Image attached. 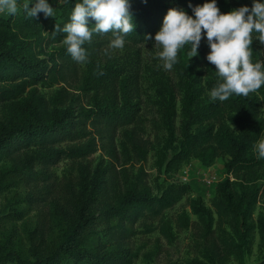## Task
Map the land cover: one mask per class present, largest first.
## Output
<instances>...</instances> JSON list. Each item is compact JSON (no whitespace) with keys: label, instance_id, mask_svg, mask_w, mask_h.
Here are the masks:
<instances>
[{"label":"trees","instance_id":"obj_1","mask_svg":"<svg viewBox=\"0 0 264 264\" xmlns=\"http://www.w3.org/2000/svg\"><path fill=\"white\" fill-rule=\"evenodd\" d=\"M169 1L171 4L166 0H131L130 12L135 27L133 32L127 34L126 40L134 44L151 41L145 40V34H152L154 37L170 7H183L191 13L189 0ZM25 2L30 0H23V5ZM74 3L75 0H62L55 8L54 17H45L43 12L31 17L26 15L24 8L20 14L0 17V102L18 98L28 87L35 86L38 82L52 86L66 79V69L63 66L59 63L49 65L46 61H36L34 49L47 39L62 41L64 34H54L53 31L56 24L63 25L68 21ZM191 3L202 4L203 0H191ZM31 6L30 4L29 7ZM228 10L231 9L221 11ZM89 19L91 23H95ZM102 34L104 33H93L91 40H98ZM93 45L94 42L84 45L88 49L89 61L85 64L81 86L82 90L93 92V106L78 115H75L73 107L61 110L54 106L51 109L50 121L16 126L2 125L0 170L3 168L2 162H12L2 173L13 172L31 179L38 176L34 173L36 164L46 166L62 157L73 160L86 158L97 147L95 137H89L91 131L84 126L88 119L93 122L103 121L113 129H125L121 151L127 163L133 155L139 162L146 159L149 147L140 139V130H128V126L134 124L137 119L136 110L133 109L135 105L131 102L137 78L133 74L129 75L128 69L125 71L123 67L120 68L112 62L103 63ZM252 47L253 58H259L261 48L255 41ZM204 58L198 55L189 61L185 54L175 64L184 91L185 120L180 140L176 136L174 87L167 78L157 81L156 93L168 133L159 169H163L166 174L177 172L192 159L210 167L218 158L227 157L224 167L228 175H233L242 183H256L264 175V159H258L252 150L253 143L260 133L264 132V117L260 111V107L264 105V85L250 92L247 97L234 94L225 101H212L209 99L208 90L216 82L215 66L203 70ZM58 59L63 60L64 64L75 62L67 53L64 44L58 50ZM60 94H56L52 99L54 104L60 99ZM64 136L72 137V140L88 138V141L68 149L56 147V142ZM33 149L37 155L28 154ZM111 155L113 159H118L115 152ZM116 171L109 172L106 177H103V173H98L92 179L86 177L80 190H76L73 184L67 185L65 205L68 206L69 221L72 222L71 232L55 252L45 259L32 262L33 264H130L129 252L124 249L122 242L129 233V229L124 226L125 222L145 215L159 217L179 202L189 190L188 185H160L157 194H153L141 180L128 182L127 169L122 171V181ZM39 174L49 179L44 171ZM226 184L232 185L229 179ZM257 193L246 202L235 194H225V197H222L220 190V195L212 203L213 208L205 206L199 200L189 199V207L198 219L196 225L207 249L204 255L207 261L195 259L182 264H221L224 251L235 256L240 264H245V257L251 251L256 230L264 247V215L260 216L257 222L253 219ZM114 219L118 220V225L110 229L116 240V251H92L83 247L82 240L86 232L99 222L109 223ZM216 224L220 230L217 239L214 238ZM191 225L193 223L189 214L179 215V229ZM159 227L160 232L170 242L175 240V233L168 221L163 220ZM257 264H264V252Z\"/></svg>","mask_w":264,"mask_h":264},{"label":"rangeland","instance_id":"obj_2","mask_svg":"<svg viewBox=\"0 0 264 264\" xmlns=\"http://www.w3.org/2000/svg\"><path fill=\"white\" fill-rule=\"evenodd\" d=\"M61 1L49 0V3L56 8ZM166 2L171 4L169 0ZM242 4L250 5L251 1L218 0L221 10L232 9ZM22 9L23 0H18L16 14H20ZM10 16L11 14L6 12L0 13V17ZM111 38L110 34L104 33L98 40L88 42V45L94 42V49L103 63L112 62L120 68L123 67L125 71L128 69V74H133L137 78L131 99L135 105L133 109L136 110L137 119L134 124L128 126V130L134 128L140 130V139L144 140L149 147L146 159L139 162L133 155L127 163L121 151L125 129L120 127L113 129L103 121L93 122L92 119H88L84 126L91 131L89 137H95L97 147L86 158L73 160L62 157L46 166L36 164L34 173L38 176L31 179L18 176L13 172L2 173V170L12 163L9 160L2 162L3 168L0 170V264H33L32 262L45 259L55 252L66 240L72 228L67 212L68 206L65 205L67 185L73 184L76 190H80L81 183L86 177L92 179L98 173H103V177H106L114 170L119 172V179L122 181L124 168L127 169L128 182L135 183L141 180L153 194H157L160 185L189 186V190L182 199L173 207L165 210L161 216L152 218L145 215L134 221L125 222L124 226L129 229V233L122 242L124 249L129 252L130 264H182L195 259L207 261L204 256L207 249L196 225L198 219L189 207V199L199 200L205 206L213 208L212 203L220 195V190L222 197H225V194L228 196L235 194L236 197L246 202L258 192L253 219L257 222L258 218L264 215V175L256 183H242L233 175L225 172L224 165L227 157L218 158L210 167L192 159L189 163L182 165L177 172L166 174L163 169H159L163 147L168 137L156 93L157 81L161 78L170 80L174 87L177 110L176 136L178 140L182 139L181 130L185 120L184 91L180 85L176 67L174 65L172 70H165L159 64V58L155 55L156 49L153 47L154 39L135 44L126 40L123 49H109V53H106L104 50L108 47ZM255 43L261 48L259 58L264 60V44L258 40H255ZM62 46V41L47 39L35 47L34 56L36 61H46L49 65L59 63L66 69V79L52 86L38 82L35 86L28 87L18 98L1 101L0 128L4 124L16 126L50 121L51 109L54 106L61 110L73 107L75 115L93 106V92L81 89L85 64L76 61L64 64L63 60H57L58 50ZM188 47L190 46L179 50L178 59L187 53ZM208 51L209 47L202 39L198 53L205 57ZM212 66L205 59L202 69L206 71ZM58 93H61L60 99L54 104L52 99ZM260 111L264 117V105L260 107ZM87 141L88 138L72 140V137L65 138L64 136L56 142V147L68 149ZM114 152L117 160L111 155ZM28 154L37 155L38 153L33 149ZM41 171H44L49 179L40 176ZM227 179L232 184L231 186L226 184ZM182 213L189 214L193 225L185 229L177 227L178 217ZM163 220L168 221L173 228L175 233L173 242H170L160 232L159 226ZM117 225V219L109 223L99 222L84 234L83 247L92 251H116V240L111 234L110 227ZM226 229L230 230L229 227ZM219 234L220 230L216 224L214 238L217 239ZM263 252L264 247L256 230L253 234L251 251L245 257V264H257ZM223 256L224 260L221 264H240L235 256L225 251Z\"/></svg>","mask_w":264,"mask_h":264},{"label":"clouds","instance_id":"obj_3","mask_svg":"<svg viewBox=\"0 0 264 264\" xmlns=\"http://www.w3.org/2000/svg\"><path fill=\"white\" fill-rule=\"evenodd\" d=\"M32 5L29 7V5ZM131 0H75L67 22L56 24L54 34L63 33L62 43L73 60L86 64L93 33H110L109 49H123L126 36L135 27L130 12ZM191 13L183 7H170L163 16L154 37L145 34V40L154 39L155 55L165 70H172L178 62V52L185 46L187 57H198L202 39L209 51L205 59L215 66V84L208 90L212 101H225L232 95L247 97L264 85V60L253 58V41L264 44V0H251L228 11H221L218 0L191 3ZM26 15L35 17L43 12L54 17L56 9L49 0H30L23 5ZM18 0H0V13L14 15ZM95 21L91 23L90 19ZM102 71V70H101ZM258 159H264V132L253 143Z\"/></svg>","mask_w":264,"mask_h":264}]
</instances>
